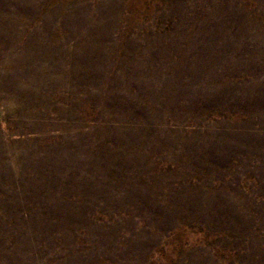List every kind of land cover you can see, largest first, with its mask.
Listing matches in <instances>:
<instances>
[{
  "label": "rangeland",
  "instance_id": "374dc122",
  "mask_svg": "<svg viewBox=\"0 0 264 264\" xmlns=\"http://www.w3.org/2000/svg\"><path fill=\"white\" fill-rule=\"evenodd\" d=\"M0 264H264V0H0Z\"/></svg>",
  "mask_w": 264,
  "mask_h": 264
}]
</instances>
